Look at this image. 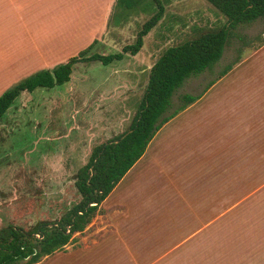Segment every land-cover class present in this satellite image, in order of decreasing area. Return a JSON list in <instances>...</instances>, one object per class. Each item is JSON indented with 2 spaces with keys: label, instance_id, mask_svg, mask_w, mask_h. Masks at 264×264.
Masks as SVG:
<instances>
[{
  "label": "rangeland",
  "instance_id": "rangeland-1",
  "mask_svg": "<svg viewBox=\"0 0 264 264\" xmlns=\"http://www.w3.org/2000/svg\"><path fill=\"white\" fill-rule=\"evenodd\" d=\"M158 6L162 14L135 54L106 65L76 63L66 82L19 93L1 115L0 227L28 229L58 219L76 203V170L93 146L128 129L152 63L165 49L226 26L206 0H138L129 9L113 3L102 37L89 41L87 55L132 44ZM26 19L29 33L0 32V42H30L37 53L14 61L0 55V94L80 50L68 49L67 56L46 49L49 41H59L58 15L38 10ZM263 35L260 20L236 27L220 58L175 89L163 116L183 94L202 97L169 125L177 127L166 149L149 160L157 135L104 200V207L119 203L124 210L114 217L112 233L96 231L107 215L91 219L37 264H264V44L256 41ZM120 80L126 88L110 93ZM98 94L103 96L95 103ZM183 153L194 156L188 160ZM210 189L212 220L205 225Z\"/></svg>",
  "mask_w": 264,
  "mask_h": 264
},
{
  "label": "trees",
  "instance_id": "trees-1",
  "mask_svg": "<svg viewBox=\"0 0 264 264\" xmlns=\"http://www.w3.org/2000/svg\"><path fill=\"white\" fill-rule=\"evenodd\" d=\"M206 1L225 17L226 26L163 51L149 68L142 100L128 129L93 146L86 162L76 170L73 185L79 200L56 220H41L28 229L13 224L0 227V264H35L62 249L72 240L74 233L81 232L96 214L97 206L141 156L160 125L198 98L197 95H181L179 106L163 116L175 89L187 77L202 73L220 58L227 39L236 27L255 20L264 24V0ZM137 2L114 0V5L129 9ZM161 14L162 7L158 6V10L141 25L133 43L124 45L120 52L87 55L89 44L52 70L35 72L4 90L0 94V117L19 93L66 82L72 65L77 62L106 65L121 59L124 53L135 54L141 46L142 37L157 23ZM256 39L258 46L264 44V35ZM228 69L229 66L224 67L220 76Z\"/></svg>",
  "mask_w": 264,
  "mask_h": 264
},
{
  "label": "crops",
  "instance_id": "crops-1",
  "mask_svg": "<svg viewBox=\"0 0 264 264\" xmlns=\"http://www.w3.org/2000/svg\"><path fill=\"white\" fill-rule=\"evenodd\" d=\"M113 3H114V0H0V32H11V33H13V32H18V31H23V32L29 33V29H28L29 21H28V19L25 20V18L32 16L38 10H43V11L49 13V16H53V14L58 15L60 17V27H59V31H58L59 32V41L57 43H56V40H54V43L49 41V45L46 47V49L49 51L59 50V53H61L63 55L64 54L67 55L68 53H70L69 51L71 48L77 47L76 49L82 50L88 46L87 44H89L90 40L91 41H97L98 39H100V37H102L101 36L102 35L101 30L103 29V27L106 24L105 22H106L107 17L109 16L111 6L113 5ZM49 36H51V35H49ZM35 48L36 47L34 46V44H32L30 42L10 44V45H5V44H2L0 42V55H2L3 57L9 58L12 61H14L13 58L18 59L19 57L29 58L30 60H32V58H34V56L37 53V51H36L37 48L36 49ZM68 49H69V51H68ZM67 56H69V55H67ZM30 60H27V61H30ZM1 61H2V59L0 58V62ZM62 63H64V62H62ZM77 63H80V62H77ZM16 72H14V73H16ZM36 72H38V71H36ZM21 74L25 75L23 73H21ZM112 74L114 75V74H118V73L115 71ZM121 81L122 80L118 81V83L116 82L115 85H113V87L111 88V92L110 91L109 92L110 93H116L120 88H123V87L126 88V83L122 84ZM122 82H124V81H122ZM80 94H81L80 97L83 96L82 93H80ZM188 95H190V94H188ZM96 96H98V97H96V99L93 101L95 103H97L100 100V98H102L103 95L101 96V94H98ZM197 96H198V98L195 101H193L191 104L187 105L184 109L177 112L171 118H169L166 122H164L162 125H160V127L155 131V133L153 134L151 139L148 141L143 153L135 161V163H137L138 161H140V159H142L144 157V154L149 149V147L151 146V143L153 142V139L157 135H160V136L150 150L149 154L151 157L149 160L153 161V159L156 158L160 154L161 151L166 149L165 148L166 146H164V144H165L164 142L167 141V138H169L173 134L175 128L177 127V125H175V127L169 126V125L181 113L188 111V109H190V106L202 97V96L199 97V95H197ZM160 133H162V134H160ZM156 139H157V137H156ZM193 154H191V156H190V154H184L183 153L182 156L185 157V159L190 160L191 157L194 156ZM150 166H152V165H150ZM114 187L108 193V195L104 198V200L114 191ZM104 200L97 206V212L91 219L93 220L95 218L104 217V215H107V223L105 224V226L103 225L102 227L98 228V230H96V231H97V233H99L101 231H106L108 233H112L109 231H112L111 225H115L114 221H113L114 217H116V216L119 217L121 215H124V214H122V213H124V210H122V206L119 203H117V204L115 203L114 205H111L110 207L106 208L103 206ZM207 201H209L208 205H209L210 217H209L208 222L205 223V225L210 223L212 220V217H211V207H212L211 189H210V192L208 194V200ZM188 216H190V213H188ZM108 217H109V219H108ZM185 218H187V217H185ZM88 224L90 225V222ZM89 225L87 226V228L89 227ZM86 226L84 229H86ZM196 231H197V229L195 230V232L193 231L192 233H189L187 235V237L184 236L183 239L190 237L191 234L196 233ZM81 232H76V233H81ZM181 240H182V238H181ZM123 246L126 249L127 245L123 244ZM50 255H52V254H50ZM50 255L43 257L38 262L44 260L45 258L49 257ZM37 263H35V264H37Z\"/></svg>",
  "mask_w": 264,
  "mask_h": 264
}]
</instances>
